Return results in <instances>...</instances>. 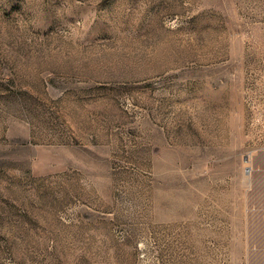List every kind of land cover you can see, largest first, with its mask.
<instances>
[{
  "label": "rangeland",
  "instance_id": "obj_1",
  "mask_svg": "<svg viewBox=\"0 0 264 264\" xmlns=\"http://www.w3.org/2000/svg\"><path fill=\"white\" fill-rule=\"evenodd\" d=\"M262 136L264 0H0V264H264Z\"/></svg>",
  "mask_w": 264,
  "mask_h": 264
},
{
  "label": "crops",
  "instance_id": "obj_2",
  "mask_svg": "<svg viewBox=\"0 0 264 264\" xmlns=\"http://www.w3.org/2000/svg\"><path fill=\"white\" fill-rule=\"evenodd\" d=\"M261 144L253 159L251 193L245 206L248 209L246 240L250 243L253 241L255 246L251 244V249L254 246L264 258V136L261 137Z\"/></svg>",
  "mask_w": 264,
  "mask_h": 264
},
{
  "label": "built area",
  "instance_id": "obj_3",
  "mask_svg": "<svg viewBox=\"0 0 264 264\" xmlns=\"http://www.w3.org/2000/svg\"><path fill=\"white\" fill-rule=\"evenodd\" d=\"M245 173L249 174L251 173V166H249L248 164L245 166Z\"/></svg>",
  "mask_w": 264,
  "mask_h": 264
}]
</instances>
